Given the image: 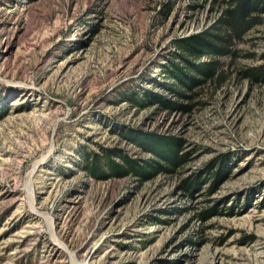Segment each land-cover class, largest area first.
Wrapping results in <instances>:
<instances>
[{
    "label": "rangeland",
    "instance_id": "rangeland-1",
    "mask_svg": "<svg viewBox=\"0 0 264 264\" xmlns=\"http://www.w3.org/2000/svg\"><path fill=\"white\" fill-rule=\"evenodd\" d=\"M230 1L0 0V264H264V25L193 100L165 78ZM154 137L173 171L125 174Z\"/></svg>",
    "mask_w": 264,
    "mask_h": 264
},
{
    "label": "trees",
    "instance_id": "trees-1",
    "mask_svg": "<svg viewBox=\"0 0 264 264\" xmlns=\"http://www.w3.org/2000/svg\"><path fill=\"white\" fill-rule=\"evenodd\" d=\"M261 25H264V0L230 1L220 18L209 29L175 42L179 53L173 56L165 71V78L172 81L168 86L169 91L178 99L193 100L197 95L194 93L197 88L209 82H224L228 72L224 67L229 64L226 65V61H221V58L236 59L237 45L252 29ZM204 58L206 61H202ZM240 75L255 83H264V66L242 71ZM161 102L168 108L190 109V105L181 104L179 100L175 103L166 100ZM154 139L157 141H148L150 139L145 138L142 144H149V149L165 163H147L142 167L122 157L127 164L125 174L132 172L146 177L154 176L156 172L173 171L171 167L179 163L177 145L167 139L162 140L158 137ZM163 151L168 155L172 154V157L163 155ZM193 185L189 183L185 188L190 190Z\"/></svg>",
    "mask_w": 264,
    "mask_h": 264
}]
</instances>
